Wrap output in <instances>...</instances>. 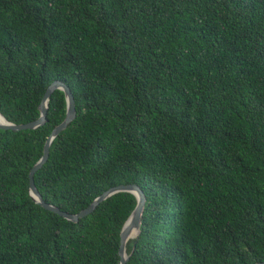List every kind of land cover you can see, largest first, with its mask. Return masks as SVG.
<instances>
[{"label": "trees", "instance_id": "trees-1", "mask_svg": "<svg viewBox=\"0 0 264 264\" xmlns=\"http://www.w3.org/2000/svg\"><path fill=\"white\" fill-rule=\"evenodd\" d=\"M74 116L33 173L75 213L144 195L124 264L264 261V0H0V114ZM65 114L0 129V264H118L135 204L76 221L28 170Z\"/></svg>", "mask_w": 264, "mask_h": 264}, {"label": "water", "instance_id": "water-1", "mask_svg": "<svg viewBox=\"0 0 264 264\" xmlns=\"http://www.w3.org/2000/svg\"><path fill=\"white\" fill-rule=\"evenodd\" d=\"M54 89H60L63 92V96L65 100V114H64L63 119L60 121V123L55 125L50 130L49 134L45 138L44 143L42 145L40 156L37 158V160L31 165V167L28 170V193L31 199L34 202H36L39 206H41L42 208L46 210L52 211L70 221H76L78 218L88 214L94 209V207L99 202H101L102 200H104L106 197L110 196L113 193L121 192V191L131 193L135 198V204L120 227L118 248H117L118 264H124L128 258V254L126 253V250H125V243L129 238L134 237L139 231L140 215H141L143 204H144V195L137 185L127 183V184H117V185L111 186L105 189L104 191H102L97 196H95L84 208L80 209L79 211L75 213H67V212L61 211L58 207L52 204L44 202L41 199L40 194L38 193V191L36 190L33 184V173L46 160L47 155H48L49 143L51 139L60 130H62L65 127V125L74 116L73 98L67 86L56 80L51 81L46 86L40 98V101L37 105L38 116L35 119L24 122V123H13V122L8 121L5 117H3L0 114V117H1L0 129H11V130L17 131L21 129H33L39 125H42L46 121L45 114H46L48 96ZM251 264H264V261L253 262Z\"/></svg>", "mask_w": 264, "mask_h": 264}, {"label": "bare ground", "instance_id": "bare-ground-1", "mask_svg": "<svg viewBox=\"0 0 264 264\" xmlns=\"http://www.w3.org/2000/svg\"><path fill=\"white\" fill-rule=\"evenodd\" d=\"M0 120H1V117H0Z\"/></svg>", "mask_w": 264, "mask_h": 264}]
</instances>
